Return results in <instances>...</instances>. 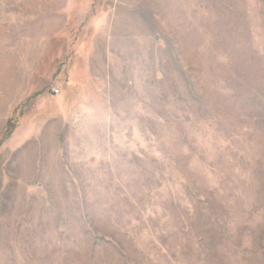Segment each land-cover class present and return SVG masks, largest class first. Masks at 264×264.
Masks as SVG:
<instances>
[{
  "label": "rangeland",
  "instance_id": "374dc122",
  "mask_svg": "<svg viewBox=\"0 0 264 264\" xmlns=\"http://www.w3.org/2000/svg\"><path fill=\"white\" fill-rule=\"evenodd\" d=\"M0 264H264V0H0Z\"/></svg>",
  "mask_w": 264,
  "mask_h": 264
},
{
  "label": "built area",
  "instance_id": "2783aa9c",
  "mask_svg": "<svg viewBox=\"0 0 264 264\" xmlns=\"http://www.w3.org/2000/svg\"><path fill=\"white\" fill-rule=\"evenodd\" d=\"M54 92H55L56 94H58L60 91H59L58 88H56V89H54Z\"/></svg>",
  "mask_w": 264,
  "mask_h": 264
}]
</instances>
